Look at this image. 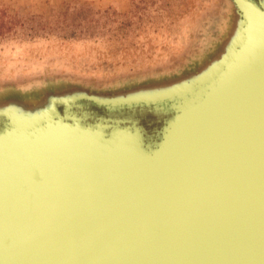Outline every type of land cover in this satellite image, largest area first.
Listing matches in <instances>:
<instances>
[{
	"label": "water",
	"instance_id": "95a60500",
	"mask_svg": "<svg viewBox=\"0 0 264 264\" xmlns=\"http://www.w3.org/2000/svg\"><path fill=\"white\" fill-rule=\"evenodd\" d=\"M224 1L220 38L154 79L10 65L0 264H264V0Z\"/></svg>",
	"mask_w": 264,
	"mask_h": 264
},
{
	"label": "rangeland",
	"instance_id": "374dc122",
	"mask_svg": "<svg viewBox=\"0 0 264 264\" xmlns=\"http://www.w3.org/2000/svg\"><path fill=\"white\" fill-rule=\"evenodd\" d=\"M78 4L101 14L92 37L29 34L27 17L36 25L37 17ZM228 10L224 0H0V24L8 28L0 29V81L9 83L10 65L45 85L154 79L198 61L220 38Z\"/></svg>",
	"mask_w": 264,
	"mask_h": 264
},
{
	"label": "trees",
	"instance_id": "16d2710c",
	"mask_svg": "<svg viewBox=\"0 0 264 264\" xmlns=\"http://www.w3.org/2000/svg\"><path fill=\"white\" fill-rule=\"evenodd\" d=\"M97 15H101L100 12L92 11L87 5L78 4L71 6L67 11L52 15L48 20L43 17H37L39 20H37L36 25L34 24L36 17L29 16L26 19L28 23L26 28L30 35L35 32V34L38 33L41 36L54 35L62 39L90 38L95 34L94 30L99 25ZM3 26L6 27V25L0 24V29Z\"/></svg>",
	"mask_w": 264,
	"mask_h": 264
}]
</instances>
